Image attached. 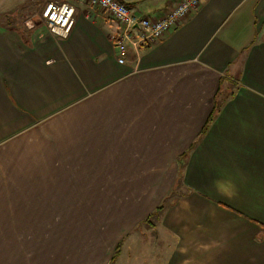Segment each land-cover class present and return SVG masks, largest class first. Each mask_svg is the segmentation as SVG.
<instances>
[{
	"label": "crops",
	"instance_id": "1",
	"mask_svg": "<svg viewBox=\"0 0 264 264\" xmlns=\"http://www.w3.org/2000/svg\"><path fill=\"white\" fill-rule=\"evenodd\" d=\"M64 1L60 37L0 0V264H264V0H202L122 63L115 20Z\"/></svg>",
	"mask_w": 264,
	"mask_h": 264
},
{
	"label": "built area",
	"instance_id": "2",
	"mask_svg": "<svg viewBox=\"0 0 264 264\" xmlns=\"http://www.w3.org/2000/svg\"><path fill=\"white\" fill-rule=\"evenodd\" d=\"M90 7L106 11L116 22L117 32L111 36L122 63L128 47L138 50L161 38L181 19L193 11L202 0H179L160 18L139 16L121 0H86ZM75 8L69 2H47L41 16L48 30L54 35L66 37L74 22Z\"/></svg>",
	"mask_w": 264,
	"mask_h": 264
},
{
	"label": "rangeland",
	"instance_id": "3",
	"mask_svg": "<svg viewBox=\"0 0 264 264\" xmlns=\"http://www.w3.org/2000/svg\"><path fill=\"white\" fill-rule=\"evenodd\" d=\"M47 1L50 0H21V2L18 3V5H14L15 8L7 9L6 10L7 12L6 14L3 15V18L6 20V22H15L17 20L18 25L26 32L32 30H43V31L48 30L47 24L41 16L42 8L47 3ZM99 228L100 227L96 228L97 230L94 229L95 230L94 232L99 231L100 230ZM84 230L85 229H80V230H72L66 228L56 229V245H58L59 242L62 249L63 248L69 249L68 240H70L72 243L73 240L70 237H73L75 239L76 245L72 244L71 247L77 248L79 246V244L77 246V243H81L85 238V236H83ZM56 245L46 246L45 247L46 252L48 251L50 253L56 252ZM81 247H84V245L81 244ZM63 251H67V250H63ZM109 252L110 251H108L107 253Z\"/></svg>",
	"mask_w": 264,
	"mask_h": 264
},
{
	"label": "trees",
	"instance_id": "4",
	"mask_svg": "<svg viewBox=\"0 0 264 264\" xmlns=\"http://www.w3.org/2000/svg\"><path fill=\"white\" fill-rule=\"evenodd\" d=\"M164 204H165V200L162 202V204H161L160 206H158V207L156 208L155 212L152 213V215H157V214L162 210ZM148 218H149V217H148ZM148 218H147V219H148ZM147 219H146V220H147ZM117 251H118V250H116L114 256H113L112 259H111L112 262L114 261L115 256L117 255Z\"/></svg>",
	"mask_w": 264,
	"mask_h": 264
}]
</instances>
